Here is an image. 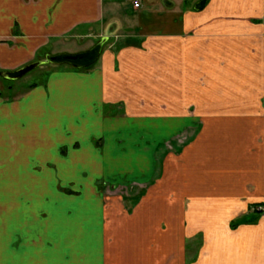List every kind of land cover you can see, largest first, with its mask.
Returning <instances> with one entry per match:
<instances>
[{"label": "crops", "instance_id": "obj_1", "mask_svg": "<svg viewBox=\"0 0 264 264\" xmlns=\"http://www.w3.org/2000/svg\"><path fill=\"white\" fill-rule=\"evenodd\" d=\"M117 1L0 0V66ZM167 22L0 96V264H264V0Z\"/></svg>", "mask_w": 264, "mask_h": 264}, {"label": "rangeland", "instance_id": "obj_2", "mask_svg": "<svg viewBox=\"0 0 264 264\" xmlns=\"http://www.w3.org/2000/svg\"><path fill=\"white\" fill-rule=\"evenodd\" d=\"M117 1V0H116ZM198 0H140L138 8H131V3L126 0H118L117 9L111 13L114 16V25L111 30L113 34L110 35L109 29L104 31L100 36H79L77 40L71 42L64 41V43L45 47L35 57L32 62H41L36 68L25 73L17 79H8L0 76V92L2 96L14 97L23 92L33 82H43L48 73L60 68H74L66 63H54L46 61V55H54L58 53H77L88 50L97 42H103L101 51L112 45V49L119 48L123 44L129 43L127 36H131L135 42L133 45L139 46L141 38L147 34H166L168 33V20H175L178 30L183 13L199 12L194 9L193 3ZM214 0H208L205 6L211 5ZM204 6V5H203ZM203 8V7H202ZM106 35V36H105ZM110 35V36H109ZM105 39V40H102ZM99 54V56H100ZM99 58V57H98ZM28 64V63H27ZM22 66L15 68H3L0 66V71H15ZM151 112V110H150ZM119 188V187H118ZM120 191V188L118 192Z\"/></svg>", "mask_w": 264, "mask_h": 264}, {"label": "water", "instance_id": "obj_3", "mask_svg": "<svg viewBox=\"0 0 264 264\" xmlns=\"http://www.w3.org/2000/svg\"><path fill=\"white\" fill-rule=\"evenodd\" d=\"M208 0H200L197 5L194 6V9L199 10L205 5ZM105 40V39H102ZM103 42H97L91 48L85 51L77 53H58L54 55H46V61L54 63H66L72 65L74 68H83L94 63L100 54L101 46ZM41 62H32L23 65L19 69L9 72V71H0V76L8 79H17L29 72L30 70L36 68L40 65Z\"/></svg>", "mask_w": 264, "mask_h": 264}, {"label": "built area", "instance_id": "obj_4", "mask_svg": "<svg viewBox=\"0 0 264 264\" xmlns=\"http://www.w3.org/2000/svg\"><path fill=\"white\" fill-rule=\"evenodd\" d=\"M128 2L131 3V6L136 9L139 7L140 5V0H126ZM258 209L261 210V211H264V199L263 201L260 203V205L258 206Z\"/></svg>", "mask_w": 264, "mask_h": 264}, {"label": "trees", "instance_id": "obj_5", "mask_svg": "<svg viewBox=\"0 0 264 264\" xmlns=\"http://www.w3.org/2000/svg\"><path fill=\"white\" fill-rule=\"evenodd\" d=\"M98 60V59H97ZM96 60V61H97ZM95 61V62H96ZM94 62V63H95ZM94 63H92L91 65H88V66H86V67H83V68H75V69H87V68H89V67H91ZM45 80H46V78H45ZM45 80L43 81V82H33V83H31L28 87L30 88V87H32V86H35V85H37V84H41V83H44L45 82ZM0 96H2V93L0 92Z\"/></svg>", "mask_w": 264, "mask_h": 264}, {"label": "flooded vegetation", "instance_id": "obj_6", "mask_svg": "<svg viewBox=\"0 0 264 264\" xmlns=\"http://www.w3.org/2000/svg\"><path fill=\"white\" fill-rule=\"evenodd\" d=\"M200 0H198L197 2L193 3V6L197 5V3L199 2Z\"/></svg>", "mask_w": 264, "mask_h": 264}]
</instances>
